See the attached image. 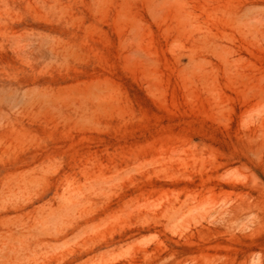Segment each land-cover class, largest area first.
<instances>
[{"label": "rangeland", "instance_id": "374dc122", "mask_svg": "<svg viewBox=\"0 0 264 264\" xmlns=\"http://www.w3.org/2000/svg\"><path fill=\"white\" fill-rule=\"evenodd\" d=\"M0 264H264V0H0Z\"/></svg>", "mask_w": 264, "mask_h": 264}]
</instances>
